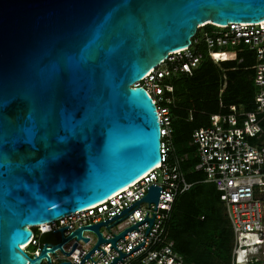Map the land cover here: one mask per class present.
I'll use <instances>...</instances> for the list:
<instances>
[{"label":"water","instance_id":"obj_1","mask_svg":"<svg viewBox=\"0 0 264 264\" xmlns=\"http://www.w3.org/2000/svg\"><path fill=\"white\" fill-rule=\"evenodd\" d=\"M262 20L264 0H0V264H39L81 238L78 228L34 257L21 247L29 226L99 203L161 161L157 107L136 82L202 23ZM120 219L88 226L91 252L107 241L100 226Z\"/></svg>","mask_w":264,"mask_h":264},{"label":"built area","instance_id":"obj_2","mask_svg":"<svg viewBox=\"0 0 264 264\" xmlns=\"http://www.w3.org/2000/svg\"><path fill=\"white\" fill-rule=\"evenodd\" d=\"M207 24L199 25L190 45L170 52L134 84L145 87L157 107L162 134L159 164L99 203L29 226L32 237L21 247L30 257L39 255L43 244L61 243L63 237L83 228L81 238L73 235L61 247L49 251L39 264H49V260L50 264H111L122 253L126 256L115 264H185V256L168 234L176 199L193 185L181 168L188 155L176 154L171 140L170 105L175 101L171 80L182 74L192 76L205 55L218 65L234 60L241 47L252 51L255 57V108L247 110L244 105L232 104L226 113L210 114L209 123L192 132L190 144L195 146L198 158L192 170L201 172L204 182L215 185L225 206L235 234L230 264H264V20L231 21L226 25L213 24L215 27L210 29L204 28ZM152 184L161 188L158 202L142 201L136 205ZM117 216L120 221L100 226L107 241L91 252L99 236L88 226ZM133 225L137 227L128 230L114 247L110 240ZM30 246L32 251L28 250Z\"/></svg>","mask_w":264,"mask_h":264},{"label":"trees","instance_id":"obj_3","mask_svg":"<svg viewBox=\"0 0 264 264\" xmlns=\"http://www.w3.org/2000/svg\"><path fill=\"white\" fill-rule=\"evenodd\" d=\"M211 27L215 26L207 24L204 28ZM254 64V53L241 47L234 60L218 65L205 55L192 76L182 74L171 80L175 98L170 105L171 140L176 154L188 155L181 168L193 185L176 199L168 234L185 256V264L231 263L234 231L215 185L204 182L203 174L192 170L198 158L190 142L192 132L209 123L210 114L226 113L232 104L255 108Z\"/></svg>","mask_w":264,"mask_h":264},{"label":"rangeland","instance_id":"obj_4","mask_svg":"<svg viewBox=\"0 0 264 264\" xmlns=\"http://www.w3.org/2000/svg\"><path fill=\"white\" fill-rule=\"evenodd\" d=\"M203 29L202 28H200V31H202ZM228 50H233V48H229ZM93 238H94V235H93ZM28 250L29 251H32L33 250V246H30L29 248H28Z\"/></svg>","mask_w":264,"mask_h":264},{"label":"bare ground","instance_id":"obj_5","mask_svg":"<svg viewBox=\"0 0 264 264\" xmlns=\"http://www.w3.org/2000/svg\"><path fill=\"white\" fill-rule=\"evenodd\" d=\"M158 164H159V163H158ZM158 164H156V165H158ZM156 165H155V166H156ZM138 179H139V178H138Z\"/></svg>","mask_w":264,"mask_h":264},{"label":"clouds","instance_id":"obj_6","mask_svg":"<svg viewBox=\"0 0 264 264\" xmlns=\"http://www.w3.org/2000/svg\"><path fill=\"white\" fill-rule=\"evenodd\" d=\"M33 231V230H32Z\"/></svg>","mask_w":264,"mask_h":264}]
</instances>
